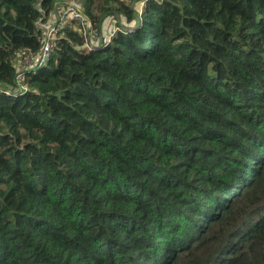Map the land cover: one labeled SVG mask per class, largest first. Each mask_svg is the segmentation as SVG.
<instances>
[{
	"label": "trees",
	"instance_id": "obj_1",
	"mask_svg": "<svg viewBox=\"0 0 264 264\" xmlns=\"http://www.w3.org/2000/svg\"><path fill=\"white\" fill-rule=\"evenodd\" d=\"M141 1L0 0V264H264V0Z\"/></svg>",
	"mask_w": 264,
	"mask_h": 264
},
{
	"label": "built area",
	"instance_id": "obj_2",
	"mask_svg": "<svg viewBox=\"0 0 264 264\" xmlns=\"http://www.w3.org/2000/svg\"><path fill=\"white\" fill-rule=\"evenodd\" d=\"M143 2L144 0H142V3ZM73 21L80 23L83 40L87 47H95L99 45V42L96 39H98L101 31L92 27L91 22L84 14H82L78 7L68 4L60 8V14L56 20L48 22L47 25L41 27V34L39 36L40 48L38 52L34 54L35 58L39 61H37L38 63H43L49 57L53 46L54 35L60 27ZM30 59L32 58L30 57Z\"/></svg>",
	"mask_w": 264,
	"mask_h": 264
},
{
	"label": "rangeland",
	"instance_id": "obj_3",
	"mask_svg": "<svg viewBox=\"0 0 264 264\" xmlns=\"http://www.w3.org/2000/svg\"><path fill=\"white\" fill-rule=\"evenodd\" d=\"M83 0H66L67 5H74L76 7H80ZM142 2V1H141ZM62 4L58 5L56 10L52 11L50 13V18L47 20V22L41 26H45L48 24V22H52L53 20H56L60 14V6ZM118 22H124V18L122 16H115V15H107L104 17V20L101 25V33H99L98 39H96L99 43L101 41H107L110 39L111 35L114 33L116 26L118 25Z\"/></svg>",
	"mask_w": 264,
	"mask_h": 264
}]
</instances>
